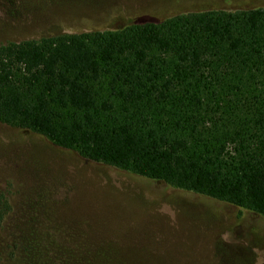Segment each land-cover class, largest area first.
<instances>
[{"label": "trees", "instance_id": "16d2710c", "mask_svg": "<svg viewBox=\"0 0 264 264\" xmlns=\"http://www.w3.org/2000/svg\"><path fill=\"white\" fill-rule=\"evenodd\" d=\"M0 124L264 220V4L0 44Z\"/></svg>", "mask_w": 264, "mask_h": 264}, {"label": "rangeland", "instance_id": "374dc122", "mask_svg": "<svg viewBox=\"0 0 264 264\" xmlns=\"http://www.w3.org/2000/svg\"><path fill=\"white\" fill-rule=\"evenodd\" d=\"M264 0H0V44ZM117 20V21H116ZM0 264H264V220L0 124ZM31 255L25 258L26 254Z\"/></svg>", "mask_w": 264, "mask_h": 264}]
</instances>
